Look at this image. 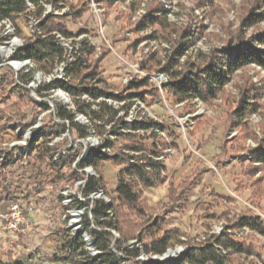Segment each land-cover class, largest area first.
Returning <instances> with one entry per match:
<instances>
[{"label":"rangeland","instance_id":"374dc122","mask_svg":"<svg viewBox=\"0 0 264 264\" xmlns=\"http://www.w3.org/2000/svg\"><path fill=\"white\" fill-rule=\"evenodd\" d=\"M254 1L64 0L59 8L55 9L43 0L41 5L45 7V14L62 17L61 20H56L55 24H63L74 34L73 37L67 38L70 39L67 43L56 37L65 56L69 59L83 55L91 67L94 65L99 67L98 73L102 84L94 81L89 86L101 87L111 94H126L130 83L126 85L124 82L136 75L142 76L137 70L147 77H158L155 75L161 73L159 72L161 65H165L167 57L183 43H187L189 48L179 59L176 67L182 71H187L193 64L202 67L214 61L217 63V56L225 47L230 42L235 44L240 38L249 42L258 51H264V44L257 40V36L264 33V21L254 26L247 21L255 10ZM30 8L35 11L33 6ZM147 16L148 18L157 16L159 20L153 25L149 23ZM42 19H45L43 25L42 20L34 14L20 17L17 21L20 37L12 26L0 24L2 46L10 47L12 42L17 44L11 54L1 49L3 51H0V75L12 73L17 84L24 87L23 85L28 84H24L21 77L26 75L28 70H32V75L28 76V83L35 84V88L31 90L24 87L28 90L33 104L21 106L20 112L24 111L26 117L24 124L29 126L23 136L19 133L22 136L21 140H16L10 132H0V150L14 155L19 153L18 159L6 169V178L10 186L4 190L5 194L0 193V210L5 209L3 202L12 194V189L24 208H32L28 226H24L22 232L11 233L2 230L0 219L1 260L23 261L28 264L70 263L81 257L80 250L75 253L67 252L63 247L66 242L77 241L80 237L85 244L83 249L91 257L102 253L99 247H108L120 259V264L155 263L151 260L143 261L140 256L134 260L129 259L124 255V250L132 246L124 243L121 234L96 224L93 210L102 199L84 202V206L92 207V213L90 214L88 209L85 211L77 233L70 218H65L66 211L58 198L59 190L66 183L49 182L40 190H35L34 186L42 183L43 176L40 175L34 148L41 143L45 127H53L55 124L58 125L56 141H61L65 146L62 151L76 156L77 169L82 171L86 169L90 176L101 175L107 194L114 202L118 198L116 193L118 174L127 165L119 166L111 161H105L98 168H94L91 165L90 152L101 148L109 153L107 142L112 141L110 156L119 155L130 160L132 156L144 155L129 150L127 147L131 143L117 135L131 133L137 135L143 142V139H146L145 143L157 142L161 153L165 155L164 161L160 162L164 172L157 170L149 172H159L161 177L167 180L166 183L146 187L137 178L132 177L131 180L140 195L139 207L143 213L137 217L131 210L122 208L129 219L138 225L139 231L158 221L164 231H174L180 239L186 238L200 244L208 239L211 233H220L229 219L246 210L258 214L264 224V164L253 159L254 156L264 155L262 67L251 63L229 75L230 82L216 99L207 103L198 99L177 103L164 88L162 90L158 88L159 79L150 80V91L155 97L148 96L145 102L134 100L132 103L129 101L119 103L106 96L95 101L80 88L78 81L66 78V70L62 64H58L48 76L39 73L34 64L24 66L19 71L10 64L12 61H20L15 57L18 49L31 39L46 36L50 18L46 15ZM168 40L172 42H167ZM84 42L91 47L93 52L91 55L82 52ZM38 74L41 78L36 80ZM147 77L142 76L141 79ZM164 77L165 79L161 81H167L168 76ZM60 82L74 86L76 94L72 95L60 88L58 86ZM49 83H54V86L48 92L42 91V96L39 95L38 90ZM11 89L12 86L7 87L5 98L9 97ZM19 99V94L14 93L11 97L12 102ZM246 101L249 102L246 106L250 109L244 117H237L236 111ZM100 102H106L119 110L115 125L108 126L107 132L102 136H98L92 128L88 137L77 141V136L69 131V122L61 121L56 116L57 109L62 107L72 111L76 122L92 127L93 123H96L92 111L99 110ZM128 104L130 108L124 110ZM88 105L91 107H87ZM80 109L85 113L79 112ZM2 110H6L10 116H15L14 110L7 105L0 104V112ZM17 121L23 123V120ZM124 122L157 123L159 126L153 131L156 139L148 138L151 132L142 134V131L125 129ZM163 143L167 145L164 150ZM9 147H12V151H9ZM82 161L86 162L83 167ZM198 170L201 172L202 182L188 187L182 196L183 199L178 197L177 200L170 201L168 194L171 183L177 187ZM43 173L49 175L51 170L46 168ZM255 181L259 183L256 188L252 187ZM27 191L31 192L30 200L22 202ZM209 212L215 213L216 218L201 219ZM113 218L110 213L107 219ZM205 225L210 228L207 229ZM235 234L251 253L231 254L230 264H264V236L259 232L245 229ZM177 252L175 251V254ZM180 256L177 254L165 262L170 264L178 262ZM63 258L68 260L64 261Z\"/></svg>","mask_w":264,"mask_h":264},{"label":"trees","instance_id":"16d2710c","mask_svg":"<svg viewBox=\"0 0 264 264\" xmlns=\"http://www.w3.org/2000/svg\"><path fill=\"white\" fill-rule=\"evenodd\" d=\"M43 0H0V22L8 20L14 27L17 36H21L20 30L17 27V21L20 17H29L30 15H35L38 19L42 20V25L45 22L44 18L46 15L50 18V27L47 30L45 37H37L31 39L29 43L18 49L15 53V57L19 60H30L36 67V70L44 75H51L58 64L65 61L64 50L61 45L56 40V35L59 34L64 38H71L74 34L69 31L61 23L55 24L56 20H61L62 17L56 16L54 14H45V7L41 5ZM113 2V0H111ZM121 2H127L128 0H120ZM133 1V0H131ZM47 3L52 5L53 8L58 9L60 4L64 0H46ZM29 4H31L35 11H32ZM254 12L247 18V21L251 23L252 26L264 21V0H255L253 3ZM147 20L151 24H155L159 19L157 16H151ZM145 26V25H144ZM257 40L264 44V33L257 36ZM3 42V38L0 36V44ZM167 42H172L168 40ZM84 48L82 52L85 51L88 55H91L92 49L87 46V43H83ZM188 44L183 43L180 47L174 51L172 55L167 57V62L165 65H161L159 72L166 74L169 77V81L163 86L167 93L171 94L177 103H184L186 101H193L198 99L205 103L216 99L219 93L224 89V87L230 82L229 75L239 69L247 66L251 63H256L264 69V51H258L249 42L244 41L242 38L238 40L235 44L229 43L228 46L220 53L217 58V63L212 62L205 64L204 66H198L193 64L187 71H182L176 69L179 64V59L185 55L188 50ZM173 50V49H172ZM107 55L109 52L107 51ZM106 55V56H107ZM105 56V57H106ZM226 67V68H225ZM145 68V67H143ZM99 67L94 65L91 67L88 61L83 57H78L75 62L70 66L66 67V78L70 80H76L79 83L80 88L85 90L92 99L95 101L103 98L109 97L110 99L117 101L119 103L134 102V100H140L142 102L146 101L148 96L155 97V95L150 91V79L143 78L141 80H135L129 84L126 89V94H111L101 87L89 86L90 83L94 81L97 84H102V79L99 78L98 73ZM30 74L21 77L23 82L28 81V76ZM12 86L10 95L5 98V93H7V87ZM54 86V83H49L38 90V94L42 96V91H49ZM60 88L66 90L68 93L74 95L76 90L74 86L67 83L60 82L58 85ZM19 94L20 99L12 102L11 97L13 94ZM240 108L236 111L237 117H244L247 111L250 109L246 106L249 102H244ZM0 104L9 106L15 112V116H10L6 113V110L0 112V132H7L10 126L15 123L17 127H21L24 132L29 126L25 125L24 122L26 117L21 113V106L27 107L33 104L32 99H30L28 90L17 84L14 80L12 73L8 75H0ZM87 107H91L88 105ZM99 110L92 111L94 114V119L96 123L93 126L81 125L75 121V116L72 111H68L62 107L57 109V118L61 121H68L70 124V132L77 136V139H84L89 136L91 129L95 130L98 136L104 135L108 126H112L117 121V116L119 110L114 109L113 106L106 102H100L98 104ZM130 104L126 105L123 109L128 110ZM79 112L84 114V110L80 109ZM17 119L23 120V123L18 122ZM115 125V124H114ZM124 128L127 130L144 131L145 134L151 132L148 138H155L156 135L153 132L159 125L153 122H134V123H123ZM46 132L41 140V143L37 144L34 148V153L36 161L38 162V168L40 169V175L43 176L42 183H38L34 186L35 190H40L41 187L49 182L63 183L73 181L80 174L72 170V164L74 163V156H63L62 164L63 168L60 169L52 164L51 159V149L50 143L54 140L55 136L58 134V125L55 124L53 127H45ZM123 139L131 143L129 150L135 153H140L144 156L142 157H132L137 163H132L130 160L117 156H108L105 154L101 148L92 150L90 155L92 157V166L98 168L100 164L105 161H111L119 166L126 164L127 166L123 168L118 174V184L116 188V193L118 198L113 201L111 199V204H105L99 202L96 204L93 210V217L96 224L99 227H104L108 229L116 230L123 237V241L128 245L132 241H137L139 247H132L124 250V255L129 259L134 260L140 256L141 253L146 255H164L168 249L175 247L177 245L185 244L187 245V250L181 255L178 262H173L171 264H230V255L233 253L243 254L251 253L245 248L243 242L236 236V232L242 231L244 228L252 232H259L264 236V224L260 221L259 215L252 210H246L243 213L235 215V217L229 219L222 227L220 234L211 233L208 239H205L200 244L195 243L193 240L183 241L179 238L178 234L174 231L162 229L161 223L158 221L149 224L143 231L138 230V225L129 219L128 215L122 211V208L126 207L131 210L132 213L140 217L142 215V209L139 207L140 195L135 189V184L131 180L132 177L137 178L146 187H152L157 184H165L166 179L161 177L159 172H149L147 168H152L157 170L160 168V164L153 162V160L148 155L153 157H158L162 155L157 142L145 143L146 139L143 141L139 140L137 135H132L131 133L120 134ZM20 138V137H17ZM139 140V141H138ZM39 142V141H37ZM63 144H56L54 148L58 149L63 147ZM108 148L113 146L112 141L107 142ZM163 150L166 149L167 145L162 144ZM175 147V146H174ZM221 154H223V148L221 145ZM253 159L264 164V155L254 156ZM86 162H81V167L85 166ZM51 168V173L46 175L43 171L46 168ZM201 172L196 171L191 178L183 182L181 185L174 187L171 183L170 192L168 198L170 201L177 200L178 197L183 196L186 189L193 184H200L202 181L200 179ZM6 171L5 165L0 168V191L6 190ZM258 181L253 183L252 187L256 188ZM102 185L106 190V185L101 175L92 176L89 178L88 185L85 190V194L88 195ZM107 193V192H106ZM255 193V192H254ZM31 192H25L22 199L23 201L30 200ZM8 199H13L10 195ZM183 199V198H182ZM119 203V204H117ZM113 215V220H108L109 213ZM207 218L208 220H213L216 218L215 213L209 212L207 215L202 216L201 219ZM207 229L210 227L205 225ZM147 238V240H144ZM98 246H100L98 244ZM85 244L82 238L78 237L77 241H68L65 243L63 249L65 251L77 252L80 250L79 255L81 256L76 261L65 264H120V259L117 255L108 247H99L102 253L98 256L91 257L86 250L83 248ZM219 248H223L227 254L223 255L219 252ZM62 260L66 261L67 258ZM0 264H28L23 261H12L4 262L0 259ZM154 264H170L168 262H155Z\"/></svg>","mask_w":264,"mask_h":264},{"label":"built area","instance_id":"2783aa9c","mask_svg":"<svg viewBox=\"0 0 264 264\" xmlns=\"http://www.w3.org/2000/svg\"><path fill=\"white\" fill-rule=\"evenodd\" d=\"M29 6L31 7L32 5L29 4ZM0 24L7 25L8 27L12 26V24L8 20L2 21V22H0ZM31 27L33 28L32 25H31ZM33 32H34V30H33ZM56 37H57V39L61 40L64 43H67L70 40V39L62 37L59 34H57ZM81 38H82V36L79 37V39H81ZM58 42H60V41H58ZM2 45H3V42L0 44V48L6 47V46H2ZM0 51H3V50H0ZM12 51H13V48L11 49V51L9 53L11 54ZM76 59H77L76 56L70 57L69 59L65 56V61L61 64L64 66V68L66 70V67L70 66L73 62L76 61ZM13 62L21 63L22 66L19 69H16L12 65ZM10 64L14 67V69L16 71H19L24 66H30L33 63L30 60L25 59V60H20V61H12V62H10ZM27 70H28V68H27ZM31 71L32 70H28L26 75L30 74ZM137 72H140V74L142 76L147 77V75H144L143 72L138 71V70H137ZM142 76L136 75L135 77H131V79L126 80L124 83L126 85H128L129 83H131L137 79H141ZM155 76H158V77H156V78L155 77H147V78H149L150 80L159 79L158 88L160 90H162L163 86L168 82V77H166L167 81H161V79H165L164 76H166V75L164 73H160V74L155 75ZM40 78L41 77L38 74L36 77V80H39ZM24 84H28L27 86L22 84L28 90L35 88L34 83L29 85V83L27 81ZM13 124L10 126V128H9V130H7V132H10L12 134V136L14 138H16V140L19 141V140H21L23 134L28 130V128L23 132L21 127H17L16 124H14V125ZM45 132H46V129H44V133L42 135V138H43ZM123 132H125V131H123ZM19 133H21L22 136H20ZM143 133H144V131H142V134ZM17 137H20V138H17ZM56 139H57V135L55 136L54 140L49 144L50 147H52V149H51L52 164L54 166L62 169L63 168V164H62L63 156H74V163L72 164V170L76 171L80 174V176H77L73 181L65 182L66 184L58 192V198L60 199V204H61L62 208L66 211L65 218H70L71 224L74 226L75 231L78 233V231L80 230V226H81L80 221H81L82 217L85 215V211L88 209L90 214L92 213V207L89 208V207L84 206V202H86V201L94 202L95 199L93 198V196L95 194H99L101 197L100 199H102V202L110 205L111 204V198L108 196V194L106 193L107 191L105 190V188L102 185H99L98 188L96 189V191H94L88 195L85 194V190H86V187L88 185L89 178L92 177V176H90V172H88L86 169L84 171H82V170L76 168V164L78 162V159L76 158L75 155H68L65 151L63 152L62 150L64 149L65 146L58 148V149L54 148V146L56 144H63V143H61V141H56ZM77 141H78V139H77ZM5 146H6V144H5ZM11 146L14 147V145H11ZM12 147H9L10 148L9 151H12ZM103 152L105 154H107L108 156H110V154H109L110 148H108L109 153H106V150H104ZM22 154L23 153H20V155H22ZM136 154H139V153H136ZM18 157H19V153L14 155L11 152L5 153L1 149L0 150V168L3 165H5V171H6L7 167L10 166L13 161L17 160ZM149 157L153 160V162L160 164V162L164 161L165 155L162 154L158 157H153V156H149ZM91 159H92V157H91ZM130 161L132 163H137L134 160V158L131 159ZM49 169H51V168L49 167ZM147 170L152 171L153 169L147 168ZM157 171L164 172V170L161 167L157 168ZM83 173H85L86 176ZM95 176H97V175H95ZM5 185H6L7 189H9L8 186H10V185H9L7 180H6ZM10 192H11V190H10ZM0 193L5 194L6 192L4 190H1ZM10 196L13 199L4 200L3 203L5 204V209L0 210V219L2 221V230L6 231V232H11V233L22 232V231H24L23 227L28 226V218H29V214L32 212V208H24L20 203L21 200L19 201V199H18L19 197H17V195L14 194L13 189H12V194H10ZM16 199H18V200H16ZM108 213L110 214L111 212L109 211ZM244 229L248 230L247 228H244ZM220 233H216V234H220ZM182 240L187 241L186 238H183ZM135 244H137L136 247H139V243H137V241H132L128 245L135 247ZM175 247H179V248L174 250L173 248H175ZM175 247L168 249L167 252L162 256L154 255V254L146 255L144 253H141L139 258L142 259L143 261L151 260L152 262H165L166 259H170V258L166 257V254L170 250L178 251L173 257H175L177 254L182 255L187 250V245H185V244L177 245ZM219 252H221L223 255L227 254V252L223 248H219ZM145 256H146V258H145Z\"/></svg>","mask_w":264,"mask_h":264},{"label":"bare ground","instance_id":"6f19581e","mask_svg":"<svg viewBox=\"0 0 264 264\" xmlns=\"http://www.w3.org/2000/svg\"><path fill=\"white\" fill-rule=\"evenodd\" d=\"M15 45H17V44L13 42L12 45H11L10 47L0 48V50H1V49H4L5 51L10 52L11 49H12ZM12 65H13L16 69H19V68L22 66L21 63H16V62H13ZM93 198H94V199H97V198L99 199V198H101V197H100L99 194H95V195L93 196ZM174 254H175V251L170 250V251L166 254V257H167V258L173 257Z\"/></svg>","mask_w":264,"mask_h":264}]
</instances>
